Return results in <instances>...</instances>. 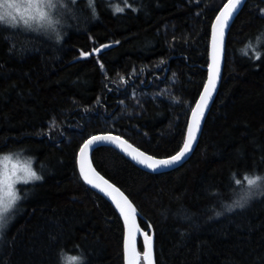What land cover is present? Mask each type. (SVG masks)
<instances>
[{
    "label": "trees",
    "instance_id": "obj_1",
    "mask_svg": "<svg viewBox=\"0 0 264 264\" xmlns=\"http://www.w3.org/2000/svg\"><path fill=\"white\" fill-rule=\"evenodd\" d=\"M226 1L55 0L47 23L0 22V156L29 158L40 177L17 188L0 264H123L122 221L79 179L78 151L101 134L156 158L181 149ZM91 159L152 226L155 264H264V179L247 195L264 178V0L230 26L184 165L149 174L110 147Z\"/></svg>",
    "mask_w": 264,
    "mask_h": 264
},
{
    "label": "water",
    "instance_id": "obj_2",
    "mask_svg": "<svg viewBox=\"0 0 264 264\" xmlns=\"http://www.w3.org/2000/svg\"><path fill=\"white\" fill-rule=\"evenodd\" d=\"M245 2L246 0H241V3L237 5L235 9L232 10L231 16H226V15H222V13H225L227 11L224 8V5L228 3L227 0L220 7L212 22L211 34H210L209 46H208L209 59H208V66L206 69L207 71L206 79L202 87V90L189 114L184 141L188 139V132L190 128L192 129V135L195 137V139L191 141V149L186 153L185 159L172 166L160 167L154 171L152 168L147 167V163H151L152 161H146L145 163H140L141 160H145L146 157L151 155H148L147 153L141 151L140 149L133 146L132 144H130L129 142H127L122 138L121 141H118L116 143H112L110 141L96 142L95 147L93 148V146H90L89 149H86L84 151L83 155H81L80 150L77 154V160H76L77 169L79 176L84 182V184L87 185V187H89L99 196L104 198L114 208V210L120 217V220L122 221L124 227L123 264H128L129 258L136 256V254H139L138 264H140V261H142L143 264H155L154 253H153L154 233L152 230V226L150 224H148L146 230H143L140 227L138 223V218L140 219L141 216L137 211V209L134 207V205L127 198V196L117 186L110 183V181L106 180L93 167L91 162L93 151L99 147H105V146L113 148L117 150L119 153L123 154L140 170L150 174H163V173L171 172L173 170L178 169L185 161L187 162L197 146L205 119L219 90L220 82L223 75L224 55H225V47H226V39H227L228 31L235 17L243 8ZM218 16L220 17L219 20L217 19ZM210 78L212 81L211 84H209ZM194 112L196 113L195 116L193 115ZM96 136L117 137L113 134H102ZM141 153H143V155H141ZM170 157L167 158L153 157V158L155 160H161V159H168ZM81 164H83V173L81 172ZM85 175H87L88 179L92 181L91 184L85 180L84 178ZM105 181H107V183H105ZM93 185H98V187H94ZM109 185H111V187ZM145 235H147L149 239L146 240ZM138 240H140L142 244V248H143L142 254L138 250ZM146 247L150 252V258L149 261L147 262L144 260V256H143Z\"/></svg>",
    "mask_w": 264,
    "mask_h": 264
},
{
    "label": "snow or ice",
    "instance_id": "obj_3",
    "mask_svg": "<svg viewBox=\"0 0 264 264\" xmlns=\"http://www.w3.org/2000/svg\"><path fill=\"white\" fill-rule=\"evenodd\" d=\"M241 3V0H228V3L224 5V8L227 10L225 13H222V15L231 16L232 10L236 8L237 5ZM25 5V11L30 12V15L27 17L25 16V13L21 11V5ZM53 0H0V22H3L6 18H10L12 21H15L17 17H19L21 20H23L24 24H29L30 21L32 22H44L47 23L49 21L48 16V9L55 7ZM217 19L219 20L220 17L218 16ZM82 55H86V53H82ZM211 78L209 80V84H211ZM193 115L195 116L196 113L194 112ZM198 128V125H197ZM195 137L192 135V129H189L188 132V139L185 140L182 144L181 149L173 156H171L168 159H161V160H155L153 157L148 156L145 158V160H141L140 163H145L146 161H152L151 163H147L148 168H152L154 171L157 170L160 167H169L176 163L181 162L183 159L186 158V153L191 149V141L194 140ZM99 141H110L112 143H116L118 141H121L120 137H111V136H93L89 140L85 141V143L81 146L80 153L83 155L84 151L86 149H89L90 146L95 147L96 142ZM143 155V153H141ZM135 158V157H134ZM5 161H10L11 157L6 156L4 157ZM81 172L83 173V164H81ZM15 176V173H4L2 180H0V183H3L5 185L6 191L4 192V195L8 197L7 201L5 202L3 197H0V227L3 226V224L10 219V216L8 213L10 210L14 207L16 201L20 199L19 195L14 191L13 185L15 181L13 180V177ZM85 180L88 183H92L91 180L88 179L87 175L84 176ZM28 179H40V177L31 170L30 166L25 169V177L23 182L27 183ZM264 179L261 177H256L255 179L249 178L247 180L248 184L255 185L257 181ZM107 183V181H105ZM94 187H98V185H93ZM111 187V185H109ZM102 190V189H101ZM246 195L241 197L240 201H237L238 206H242V201L246 200ZM119 206V205H118ZM145 239H149L147 235H145ZM138 256L139 254H136V256L129 258L128 264H138ZM144 260L147 262L150 258V252L148 251L147 247L144 251ZM75 259V258H74Z\"/></svg>",
    "mask_w": 264,
    "mask_h": 264
},
{
    "label": "rangeland",
    "instance_id": "obj_4",
    "mask_svg": "<svg viewBox=\"0 0 264 264\" xmlns=\"http://www.w3.org/2000/svg\"><path fill=\"white\" fill-rule=\"evenodd\" d=\"M55 0H53L54 2ZM25 8L26 6L25 5H21V11L25 13V16L27 17L28 15H30V12L28 11H25ZM51 8L48 9V16H49V12H50ZM7 19H10V18H6L5 20ZM16 20H21L19 17H17ZM17 22V21H15ZM23 22V21H22ZM31 23L35 24L34 22L30 21ZM29 22V24H31ZM39 23V22H37ZM42 23V22H40ZM6 156H9L11 157V160L10 161H5L4 160V157ZM30 166L31 170L34 171L33 167H32V161L27 158V157H24L23 155H19V154H16V153H9V154H4V155H1L0 156V180H2L3 178V174L4 173H15V176L13 177V180L15 181L14 185H13V189L14 191H16L17 193V188L19 185H25V184H28V183H31L33 181H35L36 179H28V182L27 183H24L23 180H24V177H25V169L28 168ZM35 172V171H34ZM248 183V182H247ZM248 186H250L249 184H247ZM256 186L255 185H251L250 187L251 188H248L247 189V186H246V189H247V195L249 194H254L255 192L258 193L259 191V188H254ZM6 191V188H5V185L3 183H0V197H3L5 202L7 201L8 197H6L4 195V192ZM252 192V193H251ZM16 204V203H15ZM13 210V208L10 210V212L8 213V215L10 216V213L11 211ZM11 221V216H10V219H8L4 224L3 226L7 223V222H10ZM0 227V231L3 230L4 228Z\"/></svg>",
    "mask_w": 264,
    "mask_h": 264
},
{
    "label": "bare ground",
    "instance_id": "obj_5",
    "mask_svg": "<svg viewBox=\"0 0 264 264\" xmlns=\"http://www.w3.org/2000/svg\"><path fill=\"white\" fill-rule=\"evenodd\" d=\"M239 14V13H238ZM237 14V15H238ZM236 18V17H235ZM229 32V31H228ZM228 35V34H227ZM227 40V39H226ZM111 42V41H110ZM95 55V54H94ZM97 55V54H96ZM102 135V134H101ZM131 144V143H130ZM83 145V144H82ZM134 146V145H133ZM105 147H107V146H105ZM136 147V146H135ZM81 148V147H80ZM100 148V147H99ZM138 148V147H137ZM113 149V148H112ZM139 149V148H138ZM80 150V149H79ZM96 150V149H95ZM94 150V151H95ZM114 150V149H113ZM141 150V149H140ZM93 151V152H94ZM115 151H117V150H115ZM142 151V150H141ZM79 152V151H78ZM118 152V151H117ZM144 152V151H143ZM119 153V152H118ZM121 154V153H120ZM20 155V154H19ZM123 155V154H122ZM149 155V154H148ZM175 155V154H174ZM124 156V155H123ZM124 158H126L125 156H124ZM190 158V157H189ZM76 159V158H75ZM127 159V158H126ZM77 160V159H76ZM130 161V160H129ZM91 162H92V159H91ZM131 162V161H130ZM186 162V161H185ZM184 162V163H185ZM132 163V162H131ZM184 163L182 164V165H184ZM133 164V163H132ZM76 165H77V161H76ZM92 165H93V163H92ZM181 165V166H182ZM180 166V167H181ZM94 167V166H93ZM77 168V167H76ZM138 168V167H137ZM77 171H78V169H77ZM97 171V170H96ZM98 172V171H97ZM99 173V172H98ZM78 175H79V173H77ZM100 174V173H99ZM150 174V173H149ZM80 177V176H79ZM105 178V177H104ZM79 179H81V178H79ZM106 179V178H105ZM82 180V179H81ZM107 180V179H106ZM109 181V180H108ZM111 183V182H110ZM113 184V183H112ZM19 195V194H18ZM17 201H19V200H17ZM113 208V207H112ZM114 209V208H113ZM115 211V210H114ZM116 212V211H115ZM117 214V213H116ZM140 214V213H139ZM117 216H118V214H117ZM141 216V215H140ZM120 218V217H119ZM138 220H139V218H138ZM140 220H142V221H144V219H143V217L141 216V218H140ZM152 230H153V228H152ZM153 233H154V231H153ZM140 252V251H139ZM141 253V252H140ZM153 253H154V245H153ZM142 254V253H141ZM76 264V263H75Z\"/></svg>",
    "mask_w": 264,
    "mask_h": 264
},
{
    "label": "clouds",
    "instance_id": "obj_6",
    "mask_svg": "<svg viewBox=\"0 0 264 264\" xmlns=\"http://www.w3.org/2000/svg\"><path fill=\"white\" fill-rule=\"evenodd\" d=\"M240 207H244V205L240 206Z\"/></svg>",
    "mask_w": 264,
    "mask_h": 264
}]
</instances>
